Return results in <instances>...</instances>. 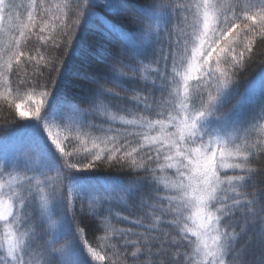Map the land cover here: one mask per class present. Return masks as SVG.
<instances>
[{"label":"snow or ice","instance_id":"6c2138e0","mask_svg":"<svg viewBox=\"0 0 264 264\" xmlns=\"http://www.w3.org/2000/svg\"><path fill=\"white\" fill-rule=\"evenodd\" d=\"M258 41L264 0H0V264H264Z\"/></svg>","mask_w":264,"mask_h":264},{"label":"trees","instance_id":"16d2710c","mask_svg":"<svg viewBox=\"0 0 264 264\" xmlns=\"http://www.w3.org/2000/svg\"><path fill=\"white\" fill-rule=\"evenodd\" d=\"M18 2H19V0H18ZM24 2L26 3L27 0H24ZM31 47L33 48V51L30 54L33 56H36L37 60L40 59V57L37 56V52H36L37 49L39 50V52L42 55L47 54L45 48L41 47V45L38 41L34 40ZM256 50L258 53L261 52L262 50H264V41H258L257 42ZM254 59L257 61V63L252 64L251 67H249L247 72L244 73L245 77H251L252 75H254L255 71L258 70L259 62L261 60H264V56H257V57H254ZM42 63H43V61H41V64ZM77 70L82 71V72H87L90 69L84 63L77 60L75 63L73 71H77ZM27 71L29 73H31L32 68L28 67ZM45 75H47L46 71H45ZM67 81H68V86L66 88V91L69 95V98L73 99L74 103L78 104L81 108H86L87 107V101H86V99L83 98L85 96L86 90H85V88L81 87L82 85H85V81L80 80L79 78H77L76 76H73L71 74L67 77ZM106 86L112 87V85H110V84L106 85ZM117 91H119V89H117ZM11 99H13V97H9V100H11ZM17 103H21L20 111H23L25 113H27L29 107H31V105H27L26 101H17ZM233 103H234V101H233ZM227 107H231V104H229ZM15 111L16 110H15L14 105H12L11 109H9L7 102L4 101L2 98H0V136H3L6 132L9 131V127H6V125L12 126L15 122L19 121L20 118L18 116H14L12 114ZM79 147H80L79 144L71 143L66 147L65 150L71 152L74 149L79 148ZM87 147H91V145L89 144V145H87ZM73 162H75V161H73ZM83 163H87V161H83ZM100 172H101V174H104V175H112V176H122L123 175L117 168H112V169L101 168ZM79 206L80 205H79V201H78L77 202V212L79 211ZM122 214L128 215L127 212H122ZM77 221L79 222L80 227L85 228L90 242H92V238H93L94 234H102V233H99L96 231V224L94 223V220L91 216L80 217L78 215ZM113 222L115 223V221H113ZM118 226L119 227H127L128 225L119 224Z\"/></svg>","mask_w":264,"mask_h":264}]
</instances>
